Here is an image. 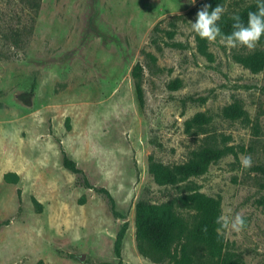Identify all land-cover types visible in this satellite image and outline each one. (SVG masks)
Instances as JSON below:
<instances>
[{"label":"rangeland","instance_id":"rangeland-1","mask_svg":"<svg viewBox=\"0 0 264 264\" xmlns=\"http://www.w3.org/2000/svg\"><path fill=\"white\" fill-rule=\"evenodd\" d=\"M205 2L39 0L30 23L19 0H0V264H165L136 251L134 206L166 202L186 192V183L217 199L220 217H243L239 232L220 224L238 264H264V68L250 73L231 54L251 50L219 38L207 42L209 60L200 56L187 17L173 28L180 47L163 43L169 17ZM155 24L160 31L152 34ZM233 100L249 122L222 116ZM198 112L209 117L206 139L184 128ZM205 143L232 146V153L177 185H159L148 173L149 159L180 163ZM59 147L90 187L62 168ZM244 155L250 168L241 166ZM5 171L18 175L16 184L2 181Z\"/></svg>","mask_w":264,"mask_h":264},{"label":"trees","instance_id":"trees-1","mask_svg":"<svg viewBox=\"0 0 264 264\" xmlns=\"http://www.w3.org/2000/svg\"><path fill=\"white\" fill-rule=\"evenodd\" d=\"M23 6L30 12V23L35 17L39 5V0H19ZM227 0H206L205 5H210L209 12L218 4L225 8L221 19L217 21L221 32L225 35L233 31L234 20L232 17L238 15L243 23H247L248 13L256 11V0L248 3L236 5L233 8H227ZM203 6L198 5L189 9L183 15H172L168 18L167 24L172 27L165 30V37L170 41L163 42L169 47H180L179 42L171 40L173 38L175 21L185 20V17L196 19V13ZM30 29V26H29ZM160 31L158 24L152 28V34ZM16 31H14L15 33ZM155 35L150 39V43L155 45L156 49L160 47L156 44ZM219 38V37H218ZM194 46L196 52L210 59L211 54L207 49V40L201 39L194 33ZM264 46V35L257 43ZM147 58L152 55L146 53ZM234 62L241 65L250 73H258L264 68V49L259 47L244 53H232ZM140 65L135 63L131 68V77L134 80V87L137 98H141L140 86L137 82L139 77ZM226 119H240L243 122H249L246 112L242 109L238 100H233L224 107L221 112ZM209 121V117L204 113H195L185 121V130H195V134H204V125ZM65 127L68 129V117L65 118ZM204 134V139H206ZM60 164L62 168L72 174L81 176L83 186L90 187L83 177L75 162L59 147ZM232 153V146L223 144L215 146L205 143L197 149L190 152L188 158L180 163L162 164L160 162L148 160L147 171L153 181L159 185L169 184L177 185L188 181L190 177H196L203 174L209 164L217 161L222 156ZM3 182L16 184L18 175L13 171H5L1 175ZM185 191L182 194L159 204H143L137 202L134 206V243L138 254L153 263L165 264H238V258L225 249L224 239L218 224L217 218L220 217L219 201L213 197L199 192L195 185L186 183ZM102 193L111 210L113 209V200L108 192L103 189H97ZM17 202L20 203L19 191L16 190ZM82 201V200H81ZM30 202L36 212L41 209L40 203L33 197ZM123 230L116 234L114 241V255L119 257V243Z\"/></svg>","mask_w":264,"mask_h":264},{"label":"clouds","instance_id":"clouds-1","mask_svg":"<svg viewBox=\"0 0 264 264\" xmlns=\"http://www.w3.org/2000/svg\"><path fill=\"white\" fill-rule=\"evenodd\" d=\"M194 3L195 0H192ZM210 5H204L196 13L195 22L191 23V29L199 35L201 39H206L209 42H216L219 37V43L225 47L235 48L238 46L246 47L248 50H254L257 43L264 35V0H256V11L248 13L247 23H243L238 15H234L232 19L233 31L230 34H223L217 21L221 19L225 8L222 5H217L209 12ZM241 166L250 168L252 166V158L250 155L241 156ZM221 224V227L227 229L229 225L232 230L241 231L245 221L240 214H236L234 219H229L226 216L217 218L216 221ZM218 233L220 230H217Z\"/></svg>","mask_w":264,"mask_h":264},{"label":"water","instance_id":"water-1","mask_svg":"<svg viewBox=\"0 0 264 264\" xmlns=\"http://www.w3.org/2000/svg\"><path fill=\"white\" fill-rule=\"evenodd\" d=\"M80 258H81V256H80Z\"/></svg>","mask_w":264,"mask_h":264}]
</instances>
